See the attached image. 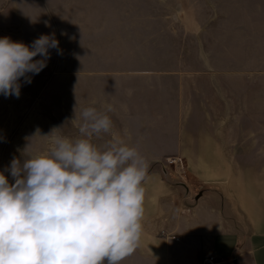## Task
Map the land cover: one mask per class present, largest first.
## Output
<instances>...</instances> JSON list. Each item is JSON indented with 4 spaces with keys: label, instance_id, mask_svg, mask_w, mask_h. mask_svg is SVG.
I'll return each mask as SVG.
<instances>
[{
    "label": "crops",
    "instance_id": "crops-1",
    "mask_svg": "<svg viewBox=\"0 0 264 264\" xmlns=\"http://www.w3.org/2000/svg\"><path fill=\"white\" fill-rule=\"evenodd\" d=\"M200 1L208 18L190 0H88L91 17L78 20L71 12L70 44L59 47L60 56L76 60L46 86L64 99L77 129L82 108L113 105L115 138L148 163L141 243L121 264H175L181 248L195 261L212 252L221 264H264V218L235 228L210 204L186 212L180 205L190 196L175 194L158 171L167 155L184 163L228 147L248 153L252 132L200 128L195 106H257L264 116V0ZM111 138L92 142L103 146Z\"/></svg>",
    "mask_w": 264,
    "mask_h": 264
},
{
    "label": "clouds",
    "instance_id": "clouds-1",
    "mask_svg": "<svg viewBox=\"0 0 264 264\" xmlns=\"http://www.w3.org/2000/svg\"><path fill=\"white\" fill-rule=\"evenodd\" d=\"M49 49L59 51L54 34L31 45L0 38V94L19 98L21 78L31 83L28 74L47 66ZM112 111L111 104L82 108L79 137L53 127L46 152L12 159L14 183L0 172V264H121L137 251L149 166L115 138ZM101 134L113 138L97 146Z\"/></svg>",
    "mask_w": 264,
    "mask_h": 264
},
{
    "label": "rangeland",
    "instance_id": "rangeland-1",
    "mask_svg": "<svg viewBox=\"0 0 264 264\" xmlns=\"http://www.w3.org/2000/svg\"><path fill=\"white\" fill-rule=\"evenodd\" d=\"M72 1L74 7L71 9L69 0H0V38L7 36L13 41L31 45L41 35L54 34L59 47L64 44L68 46L70 13L72 18L80 20L92 15L93 11V4L88 0ZM192 4L209 17L211 11L204 1L190 0ZM60 34L66 43L60 42ZM49 52L47 66L38 74H28L31 83H25L21 78L19 98L0 94V172L10 183L15 182L8 171L12 159L23 160L25 150L30 155L46 152L49 138L44 135L53 127L63 126L61 135L72 139L79 137L75 123L70 121V114L66 111L64 99L46 88L56 72H69V66L76 58L60 56L57 49H49ZM40 58L37 56L34 59ZM195 109L200 128L252 132L253 135L247 140L250 146L248 153L244 152L243 147L238 148V154L230 153L228 147L223 154L189 155L188 159L184 157L182 169L165 173L162 162L166 157L180 156L167 155L159 162L158 171L163 179L172 184L175 194L190 196L185 199L187 202H184V206L180 205L184 211L190 212L195 206L210 204L221 210L229 227L239 228L260 222L264 218V116L261 108L253 106L247 110L237 105L231 111L228 105H223L217 111L213 105H200ZM235 114L238 121L229 122L230 116L234 115L235 118ZM153 168L157 169L156 165ZM179 171L182 177L177 175ZM192 255L181 248L175 257V264H200V256L195 261Z\"/></svg>",
    "mask_w": 264,
    "mask_h": 264
},
{
    "label": "built area",
    "instance_id": "built-area-1",
    "mask_svg": "<svg viewBox=\"0 0 264 264\" xmlns=\"http://www.w3.org/2000/svg\"><path fill=\"white\" fill-rule=\"evenodd\" d=\"M162 163V167L164 168L163 172L165 173L169 172L168 170H172L171 172H173L174 170H180L183 168L182 159L178 156L166 157L165 162ZM177 175L179 177H182L180 171L177 173ZM173 238L175 239L176 236H173ZM222 262L223 261L221 260V258H219L217 254L212 252H207L200 259V264H221Z\"/></svg>",
    "mask_w": 264,
    "mask_h": 264
}]
</instances>
